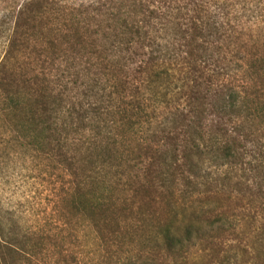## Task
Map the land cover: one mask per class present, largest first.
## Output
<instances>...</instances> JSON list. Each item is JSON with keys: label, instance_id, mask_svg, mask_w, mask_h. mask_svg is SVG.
Listing matches in <instances>:
<instances>
[{"label": "trees", "instance_id": "trees-1", "mask_svg": "<svg viewBox=\"0 0 264 264\" xmlns=\"http://www.w3.org/2000/svg\"><path fill=\"white\" fill-rule=\"evenodd\" d=\"M131 1L117 15L130 20L97 55L94 44L89 57L22 55V141L61 164L75 146L91 187L58 199L53 235L27 231L20 249L0 233V264L5 250L28 264H91L52 251V239L70 243L74 217L98 264H110L106 243L135 235L145 247L114 264H187L243 224L222 196H236L247 173L264 176V40L233 38L242 33L227 0ZM250 219L264 240V214Z\"/></svg>", "mask_w": 264, "mask_h": 264}, {"label": "rangeland", "instance_id": "rangeland-1", "mask_svg": "<svg viewBox=\"0 0 264 264\" xmlns=\"http://www.w3.org/2000/svg\"><path fill=\"white\" fill-rule=\"evenodd\" d=\"M227 1L242 33L233 38L264 40V0ZM183 3L193 7L192 0ZM131 4V0H0V233L14 247L22 249V234L27 231L42 229L53 235L54 219L60 216L58 199L72 189L81 187L85 192L91 187L89 166L81 155H75V146L64 150L67 162L61 164L56 155L35 151L22 141V55L41 59L89 57L94 49L88 48L89 44L96 45L97 55L101 46H109L124 17L130 20L128 15H117L131 9ZM187 70L175 66V77L183 80L189 75ZM7 93L15 96V102L5 98ZM246 175L248 180L243 179L236 196L233 192V198H227L233 187L222 196V203L229 204L234 215L241 217L244 213L243 224L229 236L210 240L217 241L215 244L201 245L187 264H264V240L251 232L254 224L250 219L264 214V176L261 173L252 179L251 173ZM144 209L147 207L139 210ZM74 218L77 225L73 234L66 236L70 243L60 246L52 239V251L60 250L63 255L71 251L93 264L97 243L83 219ZM146 224L149 229V221ZM126 242L105 244L110 264L123 257L126 250L145 247L139 244L137 235L133 243ZM5 258L7 264H28L15 250H5ZM48 261L45 258L41 263Z\"/></svg>", "mask_w": 264, "mask_h": 264}]
</instances>
